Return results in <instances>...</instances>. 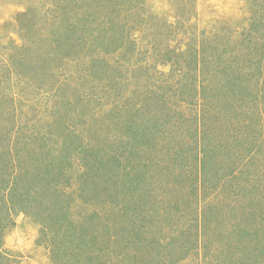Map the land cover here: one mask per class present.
<instances>
[{"label": "rangeland", "instance_id": "obj_1", "mask_svg": "<svg viewBox=\"0 0 264 264\" xmlns=\"http://www.w3.org/2000/svg\"><path fill=\"white\" fill-rule=\"evenodd\" d=\"M89 1L0 0V150L20 130L32 142L0 158L27 191L26 213L1 221L0 264H264V59L244 61L264 7L122 0L118 44L82 54L90 37L69 26ZM203 46L232 60L209 91L192 69ZM167 48L179 64L157 62ZM240 66L246 86L226 82Z\"/></svg>", "mask_w": 264, "mask_h": 264}, {"label": "trees", "instance_id": "obj_2", "mask_svg": "<svg viewBox=\"0 0 264 264\" xmlns=\"http://www.w3.org/2000/svg\"><path fill=\"white\" fill-rule=\"evenodd\" d=\"M81 1L84 0H72L71 3L73 4H78L79 8L81 7L80 4L82 3ZM89 2L94 3V10L92 11L91 14H85L82 12V16H79L77 21H73V25L69 26L70 30L73 31V34H80L83 33V31L86 33V36L89 35V39L88 40H84V41H76L75 43H73L72 45L74 47H78L81 49V53L82 54H86L89 53L91 50L95 49L97 47V43L99 42L100 44L105 45V50H108L109 48V44L117 42L118 44V39H115V35H113V33H115L116 31V25L115 24H121L122 23V13H123V5L119 4L122 2V0H90ZM112 2H117V5H112ZM256 5L258 7H256V9L259 11V9L262 10V8L264 7V0H259L258 2L256 1ZM117 6V7H115ZM77 8V9H79ZM253 25H252V35H253V39H250V42L248 44V46H246L247 48L249 47L250 50L248 52V54L244 57V61L245 60H250L252 61L254 58H259V60H263L264 59V18L262 20H253ZM108 31H110V33L108 34ZM121 35V34H120ZM103 36V37H102ZM92 38H97L98 41H92ZM128 38H126V40L128 41ZM120 39V38H119ZM130 42H132L131 40H129ZM124 43V38L119 42V47L122 46V44ZM33 46H28L27 52L23 55L21 60L22 61V66H27L30 67L31 64L28 65V63H26V54L30 53V52H34L36 50H33ZM20 50V48H19ZM166 56L167 57H163V55H157V56H161L160 61L157 62H161V64H165V65H173L172 63V55L175 58L174 64L178 63L179 64V58L183 56L184 51H179V48L177 49H170L167 48L166 50ZM224 53L222 52L220 55L219 53H215L214 51L210 52L209 49L207 50L204 46L202 47V50L199 51L198 47H196L194 49V52H191V56L193 57V70L196 69L195 71V75L194 78L197 81V70L202 69V73L205 75V73L207 71H209V73L211 74L212 78L209 79H204L203 80V91H209L210 88H214L216 87V83L213 86V70H215L218 67V63L219 61H222L223 64L229 68L230 64L232 63V60L229 61L228 58L224 57ZM161 54V53H160ZM172 54V55H171ZM175 54V55H174ZM171 55V57H170ZM190 55V54H189ZM217 57L216 63H214V59L215 57ZM247 62V61H245ZM215 65H217L216 67H214ZM12 66V65H10ZM33 66V64H32ZM214 67V68H213ZM225 67V68H226ZM35 69L37 70H43L45 68L44 65L41 64H35L34 66ZM225 68H223V72L225 75V80L226 82L230 81L228 78L232 77L235 79V81L238 82V86H246L243 83L246 82L243 79L247 78L248 80H250V78L248 77L249 70L247 69L246 71H244L245 67L240 66L239 72L234 75L233 70L231 71V75L228 77V70H225ZM217 74V73H215ZM239 80V81H238ZM242 80V81H241ZM260 81V80H258ZM1 83V81H0ZM247 83V82H246ZM184 86H186V84H183ZM223 86H226L225 81H223ZM6 111V109H3ZM173 113V111H168V114ZM154 114V113H153ZM150 115L151 117L155 118L156 116H158V113H155L154 115ZM161 114V113H160ZM172 116V115H171ZM19 134H21L20 138L18 141H16V143H14L13 147L10 146L9 142L10 139H6V142L4 141L5 145H9V148H6L4 150H0V158H9L10 156L13 157L17 156L19 159L23 158L24 153L26 152V146L27 145H31V141L30 139H28V137L26 138L24 135L25 133L22 132L21 130L18 131ZM1 136V135H0ZM0 144H1V140H0ZM14 148V149H13ZM49 149H51V147H49ZM1 151H3L1 153ZM248 156V155H247ZM32 159H36V157L34 158V153H32ZM20 164H21V169H22V165H24V162L22 160H19ZM42 167V165H41ZM23 170V169H22ZM6 174V175H5ZM52 175L50 174L47 177V182H48V187L49 190H51V188L55 185V184H51V182H53L51 180ZM20 181V188H21V194L18 193V187L19 185H15L16 183H19ZM41 181V179H38V177L36 176L34 178V183H31L32 186V190L35 189L37 187L38 182ZM42 183H44L43 181H41ZM15 185L13 188L11 186ZM45 186V190L43 191V193L48 194V188H47V184L44 183ZM25 189V191H24ZM47 189V190H46ZM9 190L10 191V198L11 201H6L5 197H2L5 194V191ZM46 191V192H45ZM3 192V193H2ZM26 187H23V180H21L19 178V174H14L12 172H5L4 171V175L0 177V228H7V224L2 223L1 221H4V219L9 220L10 218V214L8 213L9 211H11V208H18L21 210L22 213H26L25 211V207L24 204H26L27 201V195H26ZM50 193H53L50 191ZM12 204V205H11ZM77 228V227H76ZM2 235L0 234V262L2 261V257L3 254L1 252V244H2Z\"/></svg>", "mask_w": 264, "mask_h": 264}]
</instances>
